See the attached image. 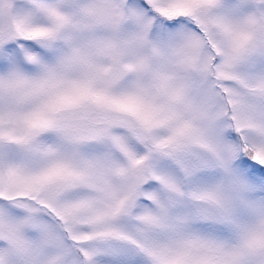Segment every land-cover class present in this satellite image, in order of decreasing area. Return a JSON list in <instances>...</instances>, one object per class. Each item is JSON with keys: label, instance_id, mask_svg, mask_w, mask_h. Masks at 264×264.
<instances>
[{"label": "snow or ice", "instance_id": "snow-or-ice-1", "mask_svg": "<svg viewBox=\"0 0 264 264\" xmlns=\"http://www.w3.org/2000/svg\"><path fill=\"white\" fill-rule=\"evenodd\" d=\"M0 264H264V0H0Z\"/></svg>", "mask_w": 264, "mask_h": 264}]
</instances>
